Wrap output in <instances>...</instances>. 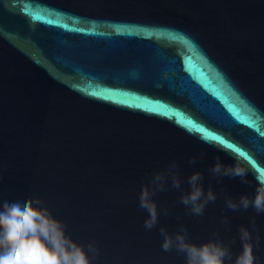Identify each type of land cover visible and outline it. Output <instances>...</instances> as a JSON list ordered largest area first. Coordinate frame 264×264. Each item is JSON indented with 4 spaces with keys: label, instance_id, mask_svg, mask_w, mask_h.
<instances>
[{
    "label": "water",
    "instance_id": "1",
    "mask_svg": "<svg viewBox=\"0 0 264 264\" xmlns=\"http://www.w3.org/2000/svg\"><path fill=\"white\" fill-rule=\"evenodd\" d=\"M236 153L248 183H218L216 157L235 166ZM173 160L184 192L199 171L217 199L190 215L169 179L152 197L169 215L147 231L141 185ZM257 175L264 0H0V200H42L74 241L95 242L92 264H185L158 230L180 223L197 245L219 232L234 258L253 216L264 264V213L225 205L253 197Z\"/></svg>",
    "mask_w": 264,
    "mask_h": 264
},
{
    "label": "clouds",
    "instance_id": "2",
    "mask_svg": "<svg viewBox=\"0 0 264 264\" xmlns=\"http://www.w3.org/2000/svg\"><path fill=\"white\" fill-rule=\"evenodd\" d=\"M203 155L201 152L200 157H190L188 163L195 164ZM233 157L236 160L235 166H225L216 157L215 164L209 170L212 177L217 178L218 183L221 177H239L242 183L247 184L245 176L248 170L241 166V155L236 153ZM256 178L258 186L255 195L251 198L241 195L238 200L226 197L225 205L228 209L239 211L251 207L257 214L264 213V180L258 175ZM169 179L171 188L181 191L178 201L190 215L203 216L205 207L217 199L211 186L207 191L204 190V177L199 171L188 176L190 190L184 192L178 164L173 160L163 170L155 172L147 184L141 185L138 201L139 207L148 213L143 221L147 231L157 225L160 213L169 215L166 208L158 211L152 198L157 192L167 190ZM221 223L227 225L228 218H223ZM250 225L252 232L244 226L238 229L242 249L234 258L229 244L222 241L219 232L214 231L208 241L197 245L189 241L182 223L178 224V231L174 234H169L164 226H160L158 230L163 237L162 250L168 252L174 249L183 254L185 264H258V257L253 253L254 245L257 248L260 246V236L256 234L253 237V233L257 231L255 216L250 217ZM89 254L91 257L98 255L95 242L90 241L85 246L74 241L67 235L66 225L56 219L39 198L29 197L14 202L0 200V264H92Z\"/></svg>",
    "mask_w": 264,
    "mask_h": 264
}]
</instances>
